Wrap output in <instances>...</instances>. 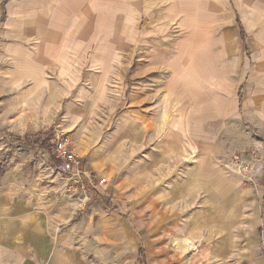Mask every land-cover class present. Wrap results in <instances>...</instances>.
I'll return each instance as SVG.
<instances>
[{
    "label": "rangeland",
    "instance_id": "374dc122",
    "mask_svg": "<svg viewBox=\"0 0 264 264\" xmlns=\"http://www.w3.org/2000/svg\"><path fill=\"white\" fill-rule=\"evenodd\" d=\"M12 1L0 0V27ZM132 2L136 13L126 21L123 9L114 10L115 25L104 14L98 41L65 39L73 54L82 47L83 70L67 75L77 85L75 102L70 93L58 115L37 99L40 89L17 80L39 39L0 36V180L13 178L22 193L66 203L69 264H264V73L253 80L246 71L247 60L264 58V0ZM190 5L200 6L198 21L208 25L202 31L209 33V57L170 56L204 48ZM236 14L245 25L244 50ZM234 41L242 62L224 71ZM67 64L81 67L77 58ZM157 66L164 68L158 87ZM173 67H190L195 90L193 75L179 77V89L166 86ZM194 92L196 99L211 94L208 145L184 136L182 105ZM60 133L85 149L89 170L107 177L102 192L86 198L62 171L52 140ZM237 154L254 169L244 172ZM199 176L205 180L198 187Z\"/></svg>",
    "mask_w": 264,
    "mask_h": 264
},
{
    "label": "crops",
    "instance_id": "0c3cea01",
    "mask_svg": "<svg viewBox=\"0 0 264 264\" xmlns=\"http://www.w3.org/2000/svg\"><path fill=\"white\" fill-rule=\"evenodd\" d=\"M132 3V0H13L9 5L10 17L0 27V36H11L12 41L19 42L21 37L29 33L28 39L31 40L30 37H35L36 40L39 39L33 49H28L26 53L27 61H21L22 65L18 66L20 75L17 78L18 82L27 79L32 89H40L42 95L40 94L37 99H43L44 103L52 111H55V115H58L66 102L65 99L73 90H77V85L73 84V80H70L67 75L71 73L78 74L83 70L82 47L79 46L80 50L73 54L65 50V47H67L65 39H68V41L74 40L77 44L78 42L83 44L84 41L88 43L98 41L100 39L98 27L102 25L104 14H107L106 18H108L106 24L113 25L114 23L115 25L117 15L113 12L117 9H123V17L126 21L136 13L134 11L136 8L132 6ZM198 7L200 6L190 5L188 11L189 21L193 23V29L199 33V37L202 36L199 41H204L201 44L204 48L193 50L180 48L178 54L174 55L172 53L171 57H187L189 53H192V57L210 56V47L205 48L207 43L204 37L207 35V39H209V33L208 31H202L208 25L205 21H198L203 17L201 11H194L199 10ZM176 8V6L173 7V9ZM189 16L187 17L189 18ZM235 21L244 50L245 25L238 14L235 16ZM227 35L231 40H233V36L236 37L233 31L232 34L227 33ZM21 40L26 42L24 39ZM230 47L229 57L232 58V61L225 60L221 63V69L224 71H232L234 64L242 62L236 42L234 41ZM70 58L79 59L81 67L68 68L67 59ZM207 62L211 65L210 61L207 60ZM174 67L172 79L166 83V86L175 90L180 88L177 80L179 77L190 78L193 74L189 73L190 67H186L182 71H178L179 69L177 70ZM47 70H50L48 78L45 76ZM185 70L188 72H185ZM246 71L247 77L255 80L258 74L264 73V58H257L252 62L247 60ZM163 74V66H157L155 68L157 79L155 86L158 87L164 83ZM244 77H246V74ZM41 79L45 80L41 81ZM42 82H44V85H42ZM193 83H195L194 75L191 85L195 90V84ZM210 95V93H205L208 98L196 99L194 92L192 97L188 93L184 98V100L187 98L188 102L186 104V101H184L182 105L183 114L185 115L184 125L186 126L184 136L192 142L199 141L205 145L211 142L209 139L211 131L208 133L205 124L209 120H206V116H210L212 113ZM74 96L71 93L69 101L74 103ZM177 99L180 102V98L177 97ZM244 101L247 106L248 100ZM40 103L38 100L34 104ZM257 111H259V108H257ZM259 114L264 118V113L259 111ZM202 123L204 124L201 125ZM144 128L146 134L142 131L141 134L147 136L148 124ZM169 136L174 137L175 133L171 132ZM75 151L80 155L85 153V149L81 146L75 147ZM21 163L14 162L13 165L21 167ZM199 178H202L203 183L198 182L195 185L198 187L203 186L205 180L202 176H199ZM194 181L196 180L194 179ZM16 184L17 182H14L13 178L6 181L0 180V264H69L68 260L71 255L68 254L66 247L67 228L62 227L63 222L67 219L66 203L59 200L56 204V200L51 196L41 195L37 197L30 195V193H22L15 189ZM53 240L56 243L54 250H52Z\"/></svg>",
    "mask_w": 264,
    "mask_h": 264
},
{
    "label": "built area",
    "instance_id": "2783aa9c",
    "mask_svg": "<svg viewBox=\"0 0 264 264\" xmlns=\"http://www.w3.org/2000/svg\"><path fill=\"white\" fill-rule=\"evenodd\" d=\"M52 140L53 152L61 161L62 171L70 176L71 182L76 185V188L80 189L86 198L89 197L92 192L95 194L102 192V188L108 184L107 177L102 175L96 176L94 172L89 170L84 157L76 153L69 136L65 133H60ZM242 156L244 157L245 155H235L234 163L241 166L244 172L254 169L253 165L250 163H241ZM253 157L256 159L257 153L254 152ZM240 172L242 171L240 170Z\"/></svg>",
    "mask_w": 264,
    "mask_h": 264
}]
</instances>
